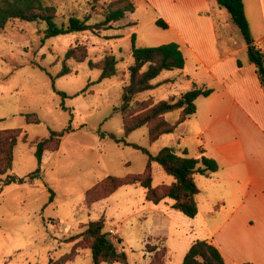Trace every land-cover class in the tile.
Listing matches in <instances>:
<instances>
[{"label":"rangeland","instance_id":"1","mask_svg":"<svg viewBox=\"0 0 264 264\" xmlns=\"http://www.w3.org/2000/svg\"><path fill=\"white\" fill-rule=\"evenodd\" d=\"M111 1L116 2L45 0V3L57 8L58 23L67 22L73 15L90 17L89 23H95L102 19ZM134 4V13L128 17L127 13L114 24V29L99 33L60 35L43 42L46 23L22 20L9 22L0 33V130H21L13 169L0 174V264H49L51 259L57 260L72 251L79 240L69 241L83 224L98 219L105 220L104 231L127 254L129 264H150L155 253L147 252V244L150 249L166 247V264H182L191 242L206 237L202 218H189L168 208L174 202L171 198L160 204L148 201L141 186H123L107 199L92 205L86 202L87 192L108 176L125 178L142 174L146 168L148 156L142 150L117 143L111 135L138 144L153 155L170 147L168 138L175 136L167 134L150 143L147 126L135 130L128 138L123 132V117L117 108L121 105L123 87L129 82L132 34H137L138 46L165 44L174 35L172 30L157 25L159 12L149 2ZM163 4L161 9L170 12ZM225 11L236 47L242 49L248 43L231 14ZM79 45L87 47L88 59L83 63L68 61L71 73L54 81L50 74L55 77L62 69L65 53ZM106 55L118 58V75L98 83L100 71L92 70L88 61L99 62ZM239 56L248 60V47ZM201 73L204 69H198L196 62L188 59L183 70L165 72L157 79L164 82L177 78L170 80L176 88L162 84L138 95L136 100L148 104L167 100L175 90L182 93L190 89L184 75L196 77ZM203 78L208 81L209 76ZM179 116L180 111L175 110L166 119L173 123ZM34 119L38 122H28ZM68 126L72 131L62 138L59 151H46L39 165L36 140L49 138L52 131L60 132ZM38 168L39 177L30 180L29 175ZM12 177L26 180L5 185ZM173 181L161 165L154 163L153 187ZM162 209L172 210L164 216ZM80 245L86 247L84 242ZM67 264H93L92 253L84 248L74 262Z\"/></svg>","mask_w":264,"mask_h":264},{"label":"crops","instance_id":"2","mask_svg":"<svg viewBox=\"0 0 264 264\" xmlns=\"http://www.w3.org/2000/svg\"><path fill=\"white\" fill-rule=\"evenodd\" d=\"M131 1L149 2L158 10L159 18L174 33L165 44L178 43L186 64L191 59L204 69L196 77L184 75L188 87L196 82L213 90L196 100L197 112L168 138L177 153L187 150L191 157L205 155L220 167L210 176H195L201 191L196 195L199 212L195 219L202 218L201 227L207 231L200 240L215 245L226 264H264V87L250 57L242 60L239 56L248 45L237 49L227 9L217 0ZM243 2L253 44L264 48V0ZM161 4L170 12L161 9ZM203 75L210 79L204 80ZM171 79L177 78L165 81L173 88ZM178 94L175 90L170 97ZM173 204L168 208L174 209ZM172 209L160 212L168 216Z\"/></svg>","mask_w":264,"mask_h":264},{"label":"trees","instance_id":"3","mask_svg":"<svg viewBox=\"0 0 264 264\" xmlns=\"http://www.w3.org/2000/svg\"><path fill=\"white\" fill-rule=\"evenodd\" d=\"M220 7L227 9L231 14L235 25L240 29L248 43L250 61L255 65L261 85L264 87V57L255 48L249 21L246 16L243 0H217ZM136 5L129 0L111 1L109 7L103 11L102 19L95 23H89L90 17L80 18L71 16L67 22H57V8L54 5L45 3V0H0V33L6 25L14 20L25 22L46 23L47 28L43 42L51 38L76 34L86 31L99 33L114 29V24L126 17L127 13H134ZM157 25L167 29L168 24L163 19L156 21ZM132 64L128 67L129 82L122 90L121 105L117 108L123 117V132L128 138L135 130L147 126L150 143L157 142L162 136L174 133L180 124L197 112L196 100L199 97H208L213 90L206 86L192 82L191 88L167 100L149 103L140 102L136 97L142 93L151 91L167 84L168 81L157 82V79L165 72L183 70L186 66V58L181 46L176 42L161 44L158 46H138L137 34L131 36ZM88 50L84 45L70 48L64 56L61 71L53 77L55 79L69 75L71 68L68 61L74 60L83 63L88 59ZM92 70L100 71L98 83L105 79H111L118 75L117 65L119 63L116 55H106L101 61H88ZM64 98L67 94L59 91ZM137 110V108H140ZM67 109L66 106L63 107ZM179 110V119L172 123L166 115L172 111ZM29 117V116H28ZM28 122H38L34 119ZM72 131V127L57 132L52 131L49 138L37 139L35 142V155L42 163L46 151H59L62 138ZM20 129L0 130V174H6L13 169L14 150L20 138ZM117 143L124 142L142 150L148 156L146 168L142 174L130 175L125 178L108 176L101 183L90 189L86 194V202L90 205L107 199L119 188L128 185L141 186L146 190V199L154 204H160L171 198L174 200L173 208L180 211L189 218L198 215L199 208L196 195L200 189L195 180L196 175L210 176L219 171L218 162L210 157L202 155L198 158L188 155L187 150L182 154L176 152L173 147H165L156 155L151 154L138 144L128 143L124 138L118 139L111 135ZM56 140V144H55ZM158 163L164 171L174 178L171 184H161L153 187L154 169L153 164ZM40 169L29 175L30 180L38 178ZM26 178L12 177L5 181V185L16 182L24 183ZM105 220L98 219L90 221L81 226V231L71 237L69 242L75 243L70 253L61 256L59 259H51L49 264H67L74 262L80 251L87 248L92 253L93 264H129L127 254L120 251L114 241L110 238L109 232L104 231ZM158 239V238H157ZM86 243L82 248L80 243ZM121 242V240H120ZM158 250L156 247L150 249L147 244V252L155 253L150 264H166V247ZM182 264H226L220 250L205 240L195 241L186 253Z\"/></svg>","mask_w":264,"mask_h":264},{"label":"built area","instance_id":"4","mask_svg":"<svg viewBox=\"0 0 264 264\" xmlns=\"http://www.w3.org/2000/svg\"><path fill=\"white\" fill-rule=\"evenodd\" d=\"M255 46V45H254ZM259 52L261 53H264V48H261L260 46L259 47H255ZM113 232V231H111Z\"/></svg>","mask_w":264,"mask_h":264}]
</instances>
